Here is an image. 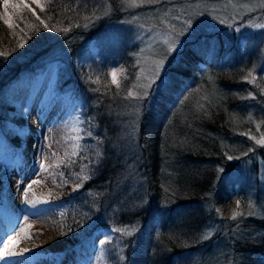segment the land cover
<instances>
[{
  "label": "trees",
  "instance_id": "1",
  "mask_svg": "<svg viewBox=\"0 0 264 264\" xmlns=\"http://www.w3.org/2000/svg\"><path fill=\"white\" fill-rule=\"evenodd\" d=\"M46 1L45 10L16 17L14 28L0 17V52H10L0 56V133L10 124L15 131H10V141L16 150L22 147L25 117L8 118L7 111L13 109L8 91L15 82L27 84L26 88L37 84L35 63L54 56L56 92L78 100L80 113L97 137L90 140L89 153L98 158L96 167H87L91 178L78 195L66 200L70 204L66 217L70 233L76 229L77 215L80 220L92 217L98 227L95 230L135 226L131 236L117 232L115 239L125 259L116 264H212L222 234L217 232L207 239L204 236L214 220L222 218L229 222L228 234L234 241L228 245L232 248V254H228L232 264H264V198L258 194V207L250 210L236 193L243 188L242 183L227 180L238 165L237 153L227 149V139L246 143V136L240 133L248 131L250 125L237 109L251 102L264 106L259 86L254 88L245 82L253 76L251 55L239 54L228 42L222 43V31L187 41L161 76L166 87L153 86L142 102L139 139L124 147L128 116L123 126L113 122L120 94L109 79L103 60L107 50L98 39L104 27L121 16L106 15L96 21L94 15L100 17L102 12L100 0ZM32 25L39 27V33ZM53 26L69 31H50ZM93 39L97 56L89 49ZM25 40L22 48L11 52ZM85 54L89 56L86 62L76 64ZM96 80L99 82L94 83ZM244 87L253 90L251 100L241 99L238 90ZM201 96V109H197L196 100ZM132 149L135 154H128ZM255 152L264 162V145ZM253 163L258 167L257 161ZM59 173L68 181L77 179L80 165L61 167ZM141 180L144 185L136 191ZM3 187L0 180V194ZM143 188L145 195L141 193ZM113 198L116 200L111 201ZM87 207L90 212H86ZM209 207L212 210L208 212ZM234 210L244 215L234 221L230 218ZM249 211L253 214L248 215ZM66 241L79 243L73 237Z\"/></svg>",
  "mask_w": 264,
  "mask_h": 264
},
{
  "label": "rangeland",
  "instance_id": "2",
  "mask_svg": "<svg viewBox=\"0 0 264 264\" xmlns=\"http://www.w3.org/2000/svg\"><path fill=\"white\" fill-rule=\"evenodd\" d=\"M5 3L9 5L7 9H5ZM259 3L260 0H159L156 3H143L138 7L129 8L122 5L121 0H107L104 3L100 0L102 12L100 17L97 14L94 15L96 21L106 15L118 14L121 16L120 19L115 18V20L107 22L108 24L99 34L98 39L102 41L107 50L103 55V60L108 66L109 79L112 82L114 72L117 83L112 82V84L120 94L116 98L113 122L117 126H123L125 118L128 116L129 125L126 141L123 142L124 147L139 139L143 114L142 102L145 98L136 99L128 97L127 94L129 91L133 93L139 91L138 88L133 87L134 85L147 82V77L152 72L153 62L165 55L167 46L163 41L169 35L168 25L171 24L175 31L179 32L188 18L187 14H182L184 9L194 10L197 13L193 16L194 36L186 34L179 37L180 46L168 56L160 78L169 62L177 56L187 41L222 31L224 32L222 43L228 42L229 46L235 47L239 54L249 53L251 55L253 76L246 79L245 82H249L248 85L254 86V88L258 85L259 92L264 93V28L256 27L257 24H264V8L259 7ZM47 5L46 0H0V17L4 23L8 21L5 23L8 27L11 24V28H14L16 17L21 14L31 16L37 10H45ZM231 5L238 7L233 8ZM244 5L248 6L247 9L242 7ZM221 16L227 19L226 23H220L219 17ZM162 21L164 22L162 23ZM94 41L96 40L93 39L90 42L89 49L97 56L98 48ZM88 57L85 54L76 61V64H84ZM35 66L39 72L37 84H29L26 88L27 84L15 82L8 91V103L13 109L8 110L6 114L9 119L25 117L26 135L23 137L21 149L14 151V144L8 136L10 131H13L11 125H6V129L0 133V172L2 175L0 180L4 184L0 194V222L16 224L17 230L21 232L24 223L31 219L29 218L31 214L43 212L51 223V229H56V234L59 235L64 250L70 252L71 264H116L122 262L125 259V254L118 247L117 232L112 228L95 230L98 227L92 217L86 218L85 216L80 220L77 215L74 218L76 229L70 233L71 224L66 222L70 204L66 200L78 195L76 193L87 180L77 187L79 181L76 178V180L68 181L59 172L61 167H72L79 163L80 175H82V168L89 175L87 167L94 165L96 167L98 162L97 156L89 153L92 145L90 140L95 141L97 137L95 132H92L91 123L80 113L78 102L68 95L54 93L53 86L49 90L48 103L43 112L39 110V116L32 119V113L39 112L37 110V106L41 102L39 84L50 68L57 69V63L53 56L36 62ZM162 80L164 81V79ZM156 83L159 85L160 80H157ZM156 83L152 87L160 88ZM152 87L148 89V93ZM238 91L242 93L241 99L243 100H251L254 96L253 90L249 87L239 88ZM198 99L196 107L201 109L202 96ZM60 100L64 107H70L74 112L71 119H66L62 115L55 117L54 113H51L56 105L55 102ZM205 100L206 98H204ZM238 111L245 116L250 125L248 131L240 133L246 136V143L245 140H226L227 149L236 152V160L238 159L236 169L227 176V180L240 181L243 188L236 191L240 201L245 202L246 206L251 202L257 208L258 205L255 201L258 194L264 198V162L259 160V156L255 152L257 148L264 145V143H256L257 140L264 139V106L251 102V104H246L243 109L238 108ZM78 121L77 133L72 134L70 127ZM250 137H254V139ZM27 144L29 145L28 153L23 155V149ZM228 150L226 151L228 152ZM134 151L135 149H132L128 154H135ZM254 161L258 162V167H255ZM190 169L194 170V168ZM143 185V180L139 181L135 190L138 191V187ZM25 189H27L26 196L24 195ZM141 193L145 195L146 189L143 188ZM10 195H12V200L8 201ZM110 200L114 201L116 198ZM87 204L89 206V203ZM86 210V212H90L88 207ZM211 210V207L207 208L208 212ZM213 223L207 228L205 235L211 233L209 236L211 237L220 232L222 237L218 241V253L212 264H232L230 261L232 256L228 255L232 254V248L228 245L233 244L234 241L228 234L229 222L220 218L214 220ZM69 237L76 238L79 243L71 246L66 241V238ZM101 241H105V243L102 244ZM199 253L202 254V251ZM199 253L197 261H200Z\"/></svg>",
  "mask_w": 264,
  "mask_h": 264
},
{
  "label": "bare ground",
  "instance_id": "3",
  "mask_svg": "<svg viewBox=\"0 0 264 264\" xmlns=\"http://www.w3.org/2000/svg\"><path fill=\"white\" fill-rule=\"evenodd\" d=\"M56 68H50L39 84L41 92V102L37 110L42 111L48 103L49 90L55 80ZM52 83V84H51ZM43 94V97H42ZM51 113L62 115L66 119H71L74 112L70 107H64L62 101L55 102ZM34 111V108H33ZM40 111L32 113V119L39 116ZM79 121L70 127L72 134L77 133ZM28 144L23 149V155L28 153ZM12 195L8 201L12 200ZM22 231H18L16 224L0 222V251L7 252V255L0 257V264H71L70 253L64 250L60 237L56 234V229H51V223L43 212L31 214ZM3 220V219H1ZM14 243H9L13 241ZM4 244H8V249H4Z\"/></svg>",
  "mask_w": 264,
  "mask_h": 264
},
{
  "label": "snow or ice",
  "instance_id": "4",
  "mask_svg": "<svg viewBox=\"0 0 264 264\" xmlns=\"http://www.w3.org/2000/svg\"><path fill=\"white\" fill-rule=\"evenodd\" d=\"M156 2H159V0H121V4L122 5H126L129 8L138 7L141 4H143V3H156ZM258 6L261 7V8H264V0H260V3H259ZM8 7H9V5L7 3H5V9H7ZM13 7H16V6L13 5ZM25 7H27V5H25ZM231 7L236 8L238 6L231 5ZM242 7L247 9L248 6L244 5ZM214 11H215V9H214ZM182 14H187L188 18L185 20L184 25L179 30V32H176L174 26H172L171 24L168 25L169 35L163 41V43L167 46L165 55L161 59L153 62L152 72L147 77V82L143 83V84L134 85L133 87L138 88L139 91H137L135 93L129 91L128 94H127L128 97H135L136 99H143L144 97H146L148 95V89L151 88L152 85L154 83H156L157 80H160V84L158 85V87H166L165 82L160 78V73L163 70L164 64H165L168 56H170L173 52H175L177 50V48L180 46V43H181V41L179 39L180 36H184L186 34L194 36V33H195V27L193 26V16L196 15L197 13L194 10L184 9L182 11ZM200 14H204V13H200ZM166 16H167V13L165 14V17ZM177 18H179V17H177ZM214 18H216V17H214ZM48 19L51 20L52 17L49 16ZM85 19L88 20V19H91V17H86ZM219 19H220V23H222V24L227 22V19L225 17H223V16L219 17ZM163 22L164 21H162V23ZM5 23H8V21H5ZM40 23L43 24L45 28L49 27L48 24H44V21H41ZM61 23H62V21H61ZM77 26H79V25H77ZM83 26L87 27L88 25L86 23ZM9 27L11 28L12 25L9 24ZM31 27L35 29L36 33H39L40 29H39L38 26L32 25ZM256 27L264 28V24H257ZM49 30L53 31V32L62 31L64 33H67L69 31V28H66V27L65 28H59V27L53 26ZM26 36H27V34H26ZM27 38L30 39L31 37H27ZM25 42H26V40L24 42H18L17 45L11 49V52L18 51L19 48H22L24 46ZM9 54H10V52H0V56H7ZM112 75H113L112 82L113 83H117V81L115 79V73L113 72ZM248 75L251 76V72H249ZM137 79L139 80V77ZM93 82L94 83H98L99 81L96 80V81H93ZM117 86H119V85H117ZM94 90H98V89H94ZM250 138L254 139V137H250ZM256 143L257 144H262V143H264V139L257 140ZM77 147H79V146L77 145ZM228 158L232 159L231 156H229ZM41 167H43V165H41ZM81 173H82V175H78L77 176V180L79 181V183L77 184V187H80L82 185L83 181L88 180V179L91 178L86 173V170L83 169V168L81 169ZM24 195L25 196L27 195V189L24 190ZM236 207H237V209L240 207V201L239 200L236 201ZM247 207L251 210V209H253L254 206L252 205L251 202H249ZM217 211H219V209ZM252 214H253V212L249 211L248 215H252ZM243 215H244L243 212L234 210V211H232L230 218L235 221V220H237L238 216H243ZM112 230L116 231V232H120L124 236H131L136 231V228H135V226H132L130 228L129 227L114 228ZM210 235H211V233H208L207 235L204 236V239L209 238ZM9 243H14V240L10 241ZM101 243L103 244V243H105V241H101ZM4 249H8V244H4ZM5 255H7V252L0 251V257H3ZM121 259H123V257H121Z\"/></svg>",
  "mask_w": 264,
  "mask_h": 264
}]
</instances>
